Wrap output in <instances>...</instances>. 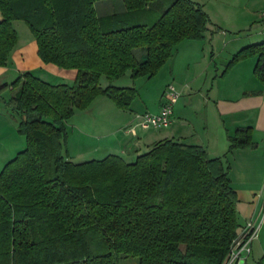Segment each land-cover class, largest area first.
Returning a JSON list of instances; mask_svg holds the SVG:
<instances>
[{
	"label": "trees",
	"instance_id": "obj_1",
	"mask_svg": "<svg viewBox=\"0 0 264 264\" xmlns=\"http://www.w3.org/2000/svg\"><path fill=\"white\" fill-rule=\"evenodd\" d=\"M99 1L0 0V66L18 42L13 23L23 21L44 63L77 71L72 85L25 73L0 86V93L12 91L7 106L26 140L0 171V264H120L122 256L140 264H225L242 224L222 157L165 139L133 162L120 155L70 158L67 125L78 111L101 95L129 110L139 92L116 81L128 73L154 78L182 42L202 41L209 31V15L193 0H175L152 25L119 15L105 23ZM157 1L123 3L130 13ZM251 55L264 84V43L243 48L228 68ZM229 142V152L256 146L251 127L236 128ZM98 234L103 250L94 247Z\"/></svg>",
	"mask_w": 264,
	"mask_h": 264
},
{
	"label": "crops",
	"instance_id": "obj_2",
	"mask_svg": "<svg viewBox=\"0 0 264 264\" xmlns=\"http://www.w3.org/2000/svg\"><path fill=\"white\" fill-rule=\"evenodd\" d=\"M2 20L3 16L0 12V22ZM16 22L13 23L14 28ZM17 33L18 42L7 64L0 66V86L10 85L25 73H32L54 85L74 83L76 70H66L44 63L39 56L35 37L27 35L25 29L23 37L18 31ZM204 44L199 41L182 42L173 58L160 71L161 75H157L168 76L161 89L173 85L180 91V98L174 103L172 124L166 132L144 130L140 127H136L134 132L131 131L136 124V115L147 112L159 113L164 103L158 99L151 102L143 97L139 87L145 82L142 81L145 78L133 80V84L128 79L118 84L121 81L118 80L114 83L115 86L135 87L139 92V99L134 101L129 110H122L108 97L101 95L88 109L78 111L67 125L68 152L72 160L87 155L90 157L120 155L135 161L139 155L148 152L156 142L165 139L203 146L210 156L222 157L230 166L229 176L232 185L238 194L239 202L244 203L241 211L238 212L242 232L247 222L258 223L259 209L261 205L264 208V85H261V92H251L244 95L238 103L228 106L221 104L220 100L215 102L210 92L208 96H204L206 88L202 86H198L202 101L193 102L192 98H182L186 92L194 91L192 88L207 74L206 68L199 67L201 63L199 59H202L207 51ZM186 61L188 63L183 69L182 64ZM128 74L127 76L131 78V73ZM11 96L12 91L8 87L0 93V161L5 158L12 160L24 150V137L17 132L18 121L7 106ZM228 116H231L229 118L234 123L232 128L253 129V141L256 145L254 148L229 152L230 132L225 137L221 128L225 126L224 122ZM211 124L213 129L217 125L216 138L208 133ZM197 129L201 133L196 132ZM72 144L77 149L76 153L72 149ZM256 201L257 206H255Z\"/></svg>",
	"mask_w": 264,
	"mask_h": 264
},
{
	"label": "rangeland",
	"instance_id": "obj_3",
	"mask_svg": "<svg viewBox=\"0 0 264 264\" xmlns=\"http://www.w3.org/2000/svg\"><path fill=\"white\" fill-rule=\"evenodd\" d=\"M174 1L175 0H158L150 9L128 13L123 0H102L96 3V10L98 17L105 23H107L105 20L107 17L119 15L125 17V20L129 21L130 24L152 25L173 4ZM193 1L202 4L204 10L210 17V31H208L204 40L199 41L203 44L205 43L204 45H206L207 50L204 57L199 59L201 62L199 67L206 68L207 74L200 79V82L196 84L194 88H192L194 91L186 92L182 98H192L193 102L202 101L198 91V86H202L206 88L204 96H208L210 92L211 97L214 98L215 102L221 101V104L228 106L238 103L244 95L251 94V92H261V85L264 84L254 73L257 56H247L242 60L233 63L229 68L228 65L231 63L234 56L243 48L264 43V0ZM15 28L22 37L24 29L27 35H30L31 37L33 36L29 26L23 21L16 22ZM144 53L145 52L140 49L135 52V55L140 58ZM187 63L188 62L186 61V63L184 62L182 64V67L184 66L183 69H185ZM225 70H227V72H225ZM126 76L120 79L121 81L118 82V84L126 79L130 80L131 84H133V79ZM167 78V74H164L162 77L155 76L152 79H143L142 81L145 82L139 87L142 90L143 97H146L151 102L158 99L163 101L164 104L166 102H173V105H175L174 103L176 99H172L168 93L169 86H164L161 89L162 84ZM212 84H214L213 87ZM101 85L104 88L109 85V82L105 77L102 78ZM177 91L180 93L178 89ZM229 117L231 118V116H228V118L225 119V126L221 127L225 137H227L228 132H230V135H233L235 131V128H232L234 123ZM216 127L213 129L211 124L210 131L208 132L213 138H216V134H218ZM167 130V128H164L160 131L166 132ZM196 132L201 133L199 129H197ZM25 147L26 140L24 138L23 148L25 149ZM72 149L74 152L77 151L73 144ZM105 156L107 155H97L95 157L87 155L86 157H81L79 159L75 158L73 161L85 162L94 159L99 160L105 158ZM125 158L129 162L133 161L127 157ZM10 160L11 159L7 158L1 159L0 171ZM257 201L255 206H257ZM243 206L244 203L240 201L237 206L238 212L241 211ZM263 209L264 208H262L261 205L257 223L258 226H261L259 236L251 245V254L248 256L244 264H262L261 261L264 258ZM96 237L95 249L103 250L105 242L103 241L102 236L98 234ZM120 264H140V260L137 257L122 256Z\"/></svg>",
	"mask_w": 264,
	"mask_h": 264
},
{
	"label": "built area",
	"instance_id": "obj_4",
	"mask_svg": "<svg viewBox=\"0 0 264 264\" xmlns=\"http://www.w3.org/2000/svg\"><path fill=\"white\" fill-rule=\"evenodd\" d=\"M168 93L172 99H178L180 97V93L172 85L168 87ZM173 116V102H166L162 105L159 113L154 114L147 112L136 115V124L131 128V131L134 132L136 127H140L144 130H161L168 128L172 124ZM260 228L261 226H258L253 221L247 222L239 237L234 241L225 264H244L251 254V245L258 238Z\"/></svg>",
	"mask_w": 264,
	"mask_h": 264
}]
</instances>
